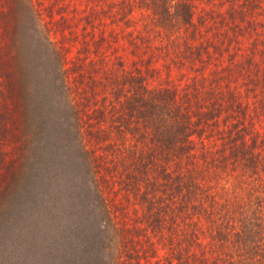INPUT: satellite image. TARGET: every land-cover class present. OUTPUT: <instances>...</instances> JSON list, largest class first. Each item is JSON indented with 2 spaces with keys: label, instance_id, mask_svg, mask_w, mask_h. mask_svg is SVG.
Returning a JSON list of instances; mask_svg holds the SVG:
<instances>
[{
  "label": "trees",
  "instance_id": "obj_1",
  "mask_svg": "<svg viewBox=\"0 0 264 264\" xmlns=\"http://www.w3.org/2000/svg\"><path fill=\"white\" fill-rule=\"evenodd\" d=\"M224 2L110 0L68 66L64 17L0 0V264H264V0ZM100 11L200 75L149 86Z\"/></svg>",
  "mask_w": 264,
  "mask_h": 264
},
{
  "label": "rangeland",
  "instance_id": "obj_2",
  "mask_svg": "<svg viewBox=\"0 0 264 264\" xmlns=\"http://www.w3.org/2000/svg\"><path fill=\"white\" fill-rule=\"evenodd\" d=\"M110 0H31L34 7H36L41 15V18L48 19L49 15H52L56 20L64 17L69 23V27L64 26L63 31L59 29L52 32L51 36L56 37L59 42L66 48L67 65L72 66L74 60L78 55H83L81 50L84 45L83 39L89 40V46L93 48L92 38L89 34L84 35L85 31L83 24L85 22L84 17L92 10L107 8V4ZM226 3L220 4V0H194V13L195 18L204 10L212 8L223 10ZM52 10V13H51ZM141 9L135 8L132 13L133 16L138 19L141 15ZM51 13V14H50ZM102 17L101 23L94 17L93 23L94 36L98 37L102 30L108 42L100 49L101 55L106 58L113 59L115 55H118L126 63L128 67L132 65V62L138 63L144 67L146 65V58L150 57L149 65L154 71L152 75L148 76L147 84L149 86H159L161 84H168L173 86H181L194 74L200 75L198 71L192 69L189 63L186 61L183 65H178V57L173 51H167L165 47H157L161 45V40L156 36L150 37L145 42H140L138 46H133L127 40V27L123 22H113L109 13L100 11ZM135 27H140V22L136 21ZM44 21V20H43ZM204 27V26H203ZM91 29L90 26H87ZM71 31V32H70ZM112 32H115L116 37ZM64 33L65 38H63ZM204 35H210L209 32L204 31ZM93 49L90 51L87 59H96L98 56ZM90 57V58H89ZM145 64V65H143ZM193 67V66H192ZM213 66L208 64L203 73L208 75Z\"/></svg>",
  "mask_w": 264,
  "mask_h": 264
}]
</instances>
